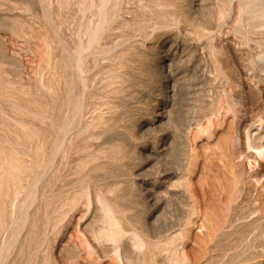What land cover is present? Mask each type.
<instances>
[{
	"label": "rangeland",
	"instance_id": "rangeland-1",
	"mask_svg": "<svg viewBox=\"0 0 264 264\" xmlns=\"http://www.w3.org/2000/svg\"><path fill=\"white\" fill-rule=\"evenodd\" d=\"M0 264H264V0H0Z\"/></svg>",
	"mask_w": 264,
	"mask_h": 264
},
{
	"label": "bare ground",
	"instance_id": "bare-ground-1",
	"mask_svg": "<svg viewBox=\"0 0 264 264\" xmlns=\"http://www.w3.org/2000/svg\"><path fill=\"white\" fill-rule=\"evenodd\" d=\"M257 134H258V133L256 132L255 135H257ZM251 142H252V141H251ZM255 143H256V142H255ZM251 144H252V143H251ZM111 221H112V220H111ZM113 223H115L114 220H113ZM113 223H111V225H113ZM116 224H117V222H116ZM116 224H115V226H116ZM117 226H118V225H117ZM117 226H116V227H117ZM111 227H112V226H111ZM113 227H114V225H113ZM112 229H113V228H112ZM113 230H114V229H113ZM108 231H109V230H108ZM108 231H107V232H108ZM111 231H112V230H111ZM117 231H118V230H117ZM115 232H116V231H115ZM112 233L115 234L114 231H112ZM112 233H111V232H110V234H109V233H106V235L108 234V235H110V237H112L114 240H117V239H115V238H117V235L115 234L116 237H114V235H112ZM117 234H119V232H117ZM138 243H139V242H138Z\"/></svg>",
	"mask_w": 264,
	"mask_h": 264
}]
</instances>
